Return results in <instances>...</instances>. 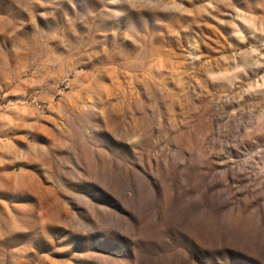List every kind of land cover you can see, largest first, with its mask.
Segmentation results:
<instances>
[{
  "label": "rangeland",
  "instance_id": "obj_1",
  "mask_svg": "<svg viewBox=\"0 0 264 264\" xmlns=\"http://www.w3.org/2000/svg\"><path fill=\"white\" fill-rule=\"evenodd\" d=\"M0 264H264V0H0Z\"/></svg>",
  "mask_w": 264,
  "mask_h": 264
}]
</instances>
